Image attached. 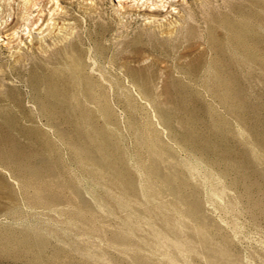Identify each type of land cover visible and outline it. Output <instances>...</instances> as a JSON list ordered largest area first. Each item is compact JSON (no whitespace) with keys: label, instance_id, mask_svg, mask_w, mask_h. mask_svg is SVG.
<instances>
[{"label":"rangeland","instance_id":"obj_1","mask_svg":"<svg viewBox=\"0 0 264 264\" xmlns=\"http://www.w3.org/2000/svg\"><path fill=\"white\" fill-rule=\"evenodd\" d=\"M180 1L200 20L179 40L144 30L178 9L133 0H49L54 32L0 33V264H264V0ZM77 28L82 71L47 82Z\"/></svg>","mask_w":264,"mask_h":264},{"label":"bare ground","instance_id":"obj_2","mask_svg":"<svg viewBox=\"0 0 264 264\" xmlns=\"http://www.w3.org/2000/svg\"><path fill=\"white\" fill-rule=\"evenodd\" d=\"M1 1V0H0ZM2 1H5V0H2ZM6 1H10V0H6ZM5 1V2H6ZM49 1V0H48ZM48 1L47 0H24V1H20V0H14V2H13V4H15L16 3V9H17V12H15V14L17 15V17L15 16V18L11 21V22H6L5 21V26H3V29L1 30L0 29V33L1 32H4L6 35H8V36H10V35H12V37L16 34L17 35V29L18 28H20L21 26L20 25H22V23H23V26H25V28H29V30H31L32 28H35L36 30H38V31H41V32H45V31H47L48 32V30H49V32H54V30L56 29L55 27L54 28H52L51 29V24L52 23H50V21L53 19V18H51L50 16V18H47V14H44L43 12H44V10H45V8L47 7V4H48ZM133 1H137V3H138V5H137V8H139V9H136L135 11H133L134 12V14H137V15H142V16H144L145 18H151V19H160V18H165V17H167V16H169V14L170 13H172L171 11H169V9L170 8H174V9H178V15H175L176 16V19H175V23H172V22H170L169 23V25H165V26H159V28L158 29H155V28H152V27H147L146 29H144L145 30V32H146V34H147V36H148V38L149 39H152V40H163V39H166V40H168L169 38H175V40H179L180 38L182 39V30H183V28H184V25L186 24V22L188 21V20H190V19H194V20H196L195 19V17H196V12H195V10H193L194 8H193V5L192 4H190L189 2H183V1H180V0H178V1H176V0H159V2H158V0H133ZM141 2V4H139ZM151 2V3H150ZM195 2V1H194ZM219 1L218 0H216V2L215 1H213V0H199V2H198V4L200 5L199 6V10L200 11H205V12H208V11H210V10H212L214 7H215V4L216 3H218ZM18 3V4H17ZM2 5H3V3H1ZM7 4V3H6ZM5 4V5H6ZM9 5H12V3H11V1L8 3ZM7 4V5H8ZM22 4V5H21ZM150 4L151 5H154L153 7V9L154 10H149L148 8H146V9H144L143 7H145V6H147V7H149L150 6ZM1 5V6H2ZM17 5H18V7H17ZM20 5H21V7H20ZM13 6H15V5H13ZM12 6V7H13ZM168 6V9L167 10H165V8ZM219 6V8H220V5H217V7ZM6 7V6H5ZM9 7V6H8ZM7 7V8H8ZM197 7V6H196ZM223 8V7H222ZM198 9V8H197ZM224 10V9H223ZM222 10V11H223ZM231 10V9H230ZM229 10V11H230ZM49 11V10H48ZM215 11V10H214ZM228 11V10H227ZM213 12V11H212ZM216 12V11H215ZM221 12V11H220ZM35 13H37V15L36 16H34L35 15ZM49 14H50V12H49ZM52 16H55L56 15V9H54L53 11H52ZM69 14V13H68ZM209 14V13H208ZM212 14V13H211ZM214 14V13H213ZM216 14V13H215ZM222 14V13H221ZM70 15V14H69ZM71 15H72V12H71ZM206 15V14H205ZM57 16H58V14H57ZM202 16V15H201ZM213 16V15H212ZM69 17V16H68ZM71 17V16H70ZM173 17V16H172ZM216 17V16H215ZM174 18V17H173ZM204 18H205V16H204ZM207 18V17H206ZM199 19V18H198ZM197 19V20H198ZM76 21L74 22L77 26L76 27H78V26H80L81 24H80V22H78V19H75ZM153 20V21H154ZM196 20V21H197ZM200 20V19H199ZM202 20V19H201ZM207 20V19H206ZM191 21H193V20H191ZM209 22V21H208ZM211 22V21H210ZM56 23V22H55ZM193 23V22H192ZM191 23V24H192ZM196 23V22H195ZM201 23V22H200ZM46 24V25H45ZM194 24V23H193ZM188 25V24H187ZM198 25V24H197ZM43 26H45L46 28L45 29H43L44 27ZM208 26V25H207ZM191 26H189L188 28H190ZM195 27V26H194ZM207 28H210V27H207ZM78 30L77 31H75V32H73V33H70V39L68 40V43H66L67 45H65L64 47H62V48H58V50L54 53V55L52 56L53 58H55L56 59V61H57V65L59 66V71H55V69L53 70V71H49L50 72V75L49 76H47L46 78H45V80L47 81V82H49V83H54V85H55V83L57 82V80L60 78H56L57 77V73L58 72H60L62 75H65L66 77H68V80H69V82H70V79L69 78H72V79H74V78H76V76L78 75V74H80V72L82 71V67L85 65V60L84 59H81V58H79V57H76V56H72L71 55V53H70V51L71 50H76V49H78V47H79V44L82 42H80V40H81V31H80V29L79 28H77ZM191 29V28H190ZM190 29H188L189 31H191ZM194 29V28H193ZM198 29V28H197ZM200 29V28H199ZM201 30V29H200ZM205 30H207V29H205ZM197 31V30H196ZM203 31V30H202ZM202 31H200V33L202 32ZM184 32V31H183ZM207 32V31H206ZM206 32H205V34H206ZM193 33H195V32H193ZM189 34V33H188ZM196 34V33H195ZM15 35V36H16ZM142 35V34H141ZM200 35V34H199ZM207 35H209V34H207ZM206 35V36H207ZM140 36V35H139ZM138 35H137V37H139ZM144 36V35H143ZM193 36V35H192ZM195 36V35H194ZM205 36V35H204ZM90 37H91V35H90ZM90 37H88V38H90ZM186 37V36H185ZM198 37V36H197ZM201 37V36H200ZM147 38V39H148ZM193 38V37H192ZM205 38H207V37H205ZM91 39V38H90ZM136 39V38H135ZM145 39V38H144ZM184 39V38H183ZM200 39H203V38H200ZM92 40V39H91ZM94 40V39H93ZM92 40V41H93ZM134 40V39H133ZM137 40V39H136ZM139 40H140V38H139ZM170 40V39H169ZM191 40V39H190ZM198 40V39H197ZM117 41V40H116ZM138 41V40H137ZM143 41V40H142ZM142 41H140V42H142ZM165 41V40H164ZM173 41V40H172ZM184 41V40H183ZM187 41V40H186ZM204 41V40H203ZM133 42V41H132ZM139 42V41H138ZM174 42V41H173ZM181 42V41H180ZM191 42H192V40H191ZM194 42V41H193ZM197 42V41H196ZM195 42V43H196ZM199 42V41H198ZM201 42V41H200ZM93 43V42H92ZM176 43V42H175ZM189 43V42H188ZM194 43V44H195ZM205 43H208V42H206V40H205ZM94 44V43H93ZM126 44V43H125ZM140 44V43H139ZM143 44V43H142ZM91 45V44H90ZM145 45V44H144ZM180 45V44H179ZM183 45V44H182ZM199 45H201V44H199L198 43V46ZM93 46V45H92ZM131 46V45H130ZM136 46V45H135ZM134 46V47H135ZM142 46V45H141ZM190 46V45H189ZM95 47V46H94ZM106 47V46H105ZM108 47H109V45H108ZM139 47H140V45H139ZM151 47V46H150ZM170 47V46H169ZM181 47V46H180ZM207 47V46H206ZM187 48V47H186ZM198 48V47H197ZM196 48V49H197ZM204 48H205V45H204ZM82 49V48H81ZM109 49V48H108ZM173 49V48H172ZM95 50V49H94ZM178 50V49H177ZM179 50H180V48H179ZM178 50V51H179ZM184 50H185V48H184ZM187 50H189V49H187ZM192 50V49H191ZM190 50V51H191ZM204 50H206V48L204 49ZM218 50V49H217ZM79 51V50H78ZM147 51V50H146ZM173 51V50H172ZM182 51H183V49H182ZM181 51V52H182ZM76 52H77V50H76ZM184 52V51H183ZM84 53V52H83ZM145 53V52H144ZM147 53H148V51H147ZM147 53H145V54H147ZM178 53V52H177ZM128 54H130V53H128ZM182 54V53H181ZM176 55V54H175ZM178 55V54H177ZM201 55V54H200ZM94 56V55H93ZM122 56H123V54H122ZM128 56V55H127ZM130 56H132V58L134 57V58H136V59H142L143 58V50L142 49H139V48H136V49H134L132 52H131V55ZM141 56H142V58H141ZM146 56V55H145ZM148 56V55H147ZM52 57H51V59H52ZM150 57V56H149ZM148 57V58H149ZM174 57H176V56H174ZM178 57V56H177ZM185 57V56H184ZM203 57V56H202ZM154 58V57H153ZM199 58H200V56H199ZM44 60L45 59H43V58H41L40 56H38V55H35V54H26L25 55V58H24V62L26 61L30 66H36V67H41L42 66V64L44 63ZM114 61H115V58L113 59ZM121 60V59H120ZM177 61L176 62H178V59H176ZM196 60H197V58H196ZM92 61H93V65H92V69H93V66H99L98 64H97V62L95 61V60H93L92 59ZM111 61V60H110ZM126 61V60H125ZM151 61V60H150ZM50 62V61H49ZM90 61H88V63H89ZM109 62V61H108ZM121 62V61H120ZM184 62V61H183ZM87 63V64H88ZM181 63V62H180ZM191 63V62H190ZM86 64V65H87ZM153 63L151 62L149 65H147V67L146 68H152L153 67V65H152ZM192 64V63H191ZM109 65V64H108ZM181 66H183L182 64H180ZM88 66H90V65H88ZM87 66V67H88ZM142 66V65H141ZM146 66V65H145ZM165 66V65H164ZM185 66V65H184ZM190 66V65H189ZM188 66V67H189ZM36 67H34V69L36 68ZM57 67V66H56ZM86 67V68H87ZM101 67V66H100ZM104 67V66H103ZM53 68H55V67H53ZM91 68V67H90ZM89 68V69H90ZM113 68H114V71L116 70V71H118V70H122L123 71V75H126V78H128L129 77V73H131V67L130 66H128L127 64H126V62H122L121 64H114V66H113ZM186 68V67H185ZM38 69V68H37ZM40 69V68H39ZM85 69V68H84ZM88 69V70H89ZM102 69V68H101ZM100 69V70H101ZM112 69V68H111ZM47 70H49V69H47ZM50 70H52V69H50ZM95 70V69H94ZM105 70H107V69H105ZM156 70V69H155ZM160 70V69H159ZM85 71V70H84ZM108 71V70H107ZM111 71V70H110ZM158 71V70H157ZM92 72V71H91ZM141 72H143V70L141 71ZM84 73V72H83ZM88 73V72H87ZM90 73V72H89ZM102 73H104V72H102ZM111 73V72H110ZM115 73V72H114ZM140 73V72H139ZM84 74H86V73H84ZM83 74V75H84ZM117 73H115V75H116ZM135 74V73H134ZM47 74H45V76H46ZM83 75H81V76H83ZM90 75V74H89ZM100 75H103V74H100ZM112 75H113V71H112ZM148 75V74H147ZM60 76V75H59ZM105 76L107 77V75L105 74ZM141 76V75H140ZM92 77H94L93 75H92ZM104 77V76H103ZM106 77H104V78H106ZM112 77V76H111ZM142 77V76H141ZM146 77H148V76H146ZM84 78V77H83ZM121 78V77H120ZM137 78V77H136ZM139 78V77H138ZM57 79V80H56ZM71 79V80H72ZM129 79H131V78H128V80ZM141 79V78H140ZM75 80V79H74ZM101 80V79H100ZM109 80V79H108ZM131 80H133V79H131ZM172 80V79H171ZM60 81V80H59ZM67 81V80H66ZM115 81V80H114ZM119 81V80H118ZM130 81V80H129ZM103 82H105V81H103ZM110 82V81H109ZM133 82H134V80H133ZM136 82V81H135ZM177 82V81H176ZM112 83H114V82H112ZM123 83V82H122ZM52 84H51V86H52ZM58 84V83H57ZM68 84V83H67ZM115 84V83H114ZM184 84V83H183ZM60 85V84H59ZM109 85H110V83H109ZM169 85V84H168ZM178 85H181V84H178ZM185 85H187V84H185ZM58 86V85H57ZM112 86H114V85H112ZM167 86V85H166ZM171 87V86H170ZM170 87H168V88H170ZM182 87V86H181ZM116 88V87H115ZM173 88H175L174 87V84H173ZM51 89V88H50ZM53 89V88H52ZM58 89V88H57ZM56 89V90H57ZM54 90V89H53ZM55 90V91H56ZM59 90V89H58ZM169 95V94H168ZM196 96V95H195ZM188 97V96H187ZM179 99H180V97H179Z\"/></svg>","mask_w":264,"mask_h":264}]
</instances>
